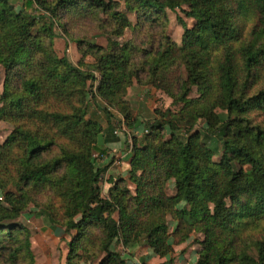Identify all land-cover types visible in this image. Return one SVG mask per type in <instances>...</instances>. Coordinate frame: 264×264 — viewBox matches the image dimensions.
I'll return each mask as SVG.
<instances>
[{
  "label": "trees",
  "instance_id": "obj_1",
  "mask_svg": "<svg viewBox=\"0 0 264 264\" xmlns=\"http://www.w3.org/2000/svg\"><path fill=\"white\" fill-rule=\"evenodd\" d=\"M123 2L0 0V120L12 126L0 143V264L32 260L14 220L41 194L40 214L70 236L66 264H124L116 244L163 258L197 234L195 264H264V0ZM176 8L194 21H181L179 42L164 31ZM77 18L97 20L106 45L75 39L73 63L53 38ZM144 27L153 34L139 42L116 39ZM134 80L180 108L143 121L127 177H110L103 196L99 162L125 134L116 113L132 130L143 120L125 98Z\"/></svg>",
  "mask_w": 264,
  "mask_h": 264
},
{
  "label": "rangeland",
  "instance_id": "obj_2",
  "mask_svg": "<svg viewBox=\"0 0 264 264\" xmlns=\"http://www.w3.org/2000/svg\"><path fill=\"white\" fill-rule=\"evenodd\" d=\"M12 3L16 4L20 0H10ZM119 2V9L124 10L123 0H117ZM187 5H182V9H186ZM129 20L132 25L136 23V15L134 13H127ZM165 17L167 20L166 28L164 29L166 35H168L173 41L179 42L182 32L183 23L190 27L194 23L191 18L186 17L180 10L176 8L175 10H166ZM73 26L68 36L61 30H56V36L53 38V47L58 56L66 55L67 58L76 63L80 58V53L77 51L75 39L84 37L86 39L93 38V40L101 45H106V35L97 29L98 21L90 18H77L72 20ZM153 32L156 34L160 32V28H154ZM153 34L147 30L146 27L142 30H126L122 37L116 38L118 41H124V39L133 35V37L138 40L145 39L146 35ZM85 63H92L93 59L90 56L84 58ZM4 69L0 65V92L2 90L3 80H4ZM184 76V73H183ZM191 96H196L195 89L192 91ZM125 98L129 99L131 102V115L132 117H137V119H143L139 127L135 129L129 128L123 122H121V116L116 113L117 126H120L122 131L125 133L121 135L122 139L118 146L116 144L114 147L109 148L108 154H111L105 160L103 157L99 162L102 165H106V172L103 173L102 180L100 183L101 193L104 196L106 194L107 188L110 183L107 182L108 177L113 176V178L127 177L128 170V159L130 156L131 136L132 134H141L144 128L143 121L151 119L154 117L153 111L155 109L171 111H177L180 105H174L172 99L168 97L164 92L153 88L148 85H140L134 80L132 85L128 88ZM100 104V101H99ZM89 110L91 113H96L98 115L97 119L105 125L104 114L95 110V105L93 101H90ZM96 116V115H95ZM203 125V122L199 120V125ZM12 126L3 120H0V143L4 142ZM125 136V138H124ZM126 140L125 144L124 141ZM216 159V158H214ZM104 160V161H103ZM99 159L97 160V162ZM172 192V189H169ZM1 197V192H0ZM45 197L41 194L36 203H31L25 211H23L20 216L15 219V222L22 224L29 230V249L31 252L32 260L22 257L18 261L6 262V264H66V254L68 251L67 243L70 240V236L62 230V226L59 224H48L45 214H40V209H43V202ZM62 227V228H61ZM202 238L200 234L194 235L187 242L174 246V251L167 257H157L152 264H195L197 258V250L200 248L199 244L195 243L193 239ZM123 256L126 254V250L121 248L120 245H114ZM149 249V248H148ZM150 250V249H149ZM151 251V250H150ZM96 262L92 263L95 264ZM125 264V261H124Z\"/></svg>",
  "mask_w": 264,
  "mask_h": 264
},
{
  "label": "crops",
  "instance_id": "obj_3",
  "mask_svg": "<svg viewBox=\"0 0 264 264\" xmlns=\"http://www.w3.org/2000/svg\"><path fill=\"white\" fill-rule=\"evenodd\" d=\"M116 144H120V142L114 143V144H108V148L114 147ZM111 154H108L104 160L109 157ZM103 160V161H104ZM113 177V176H110ZM108 177V179L110 178ZM107 179V180H108ZM126 250V255L123 256L125 259V264H152L154 263V260L156 256H154L151 251L148 249L146 245L138 244L133 247H130Z\"/></svg>",
  "mask_w": 264,
  "mask_h": 264
}]
</instances>
